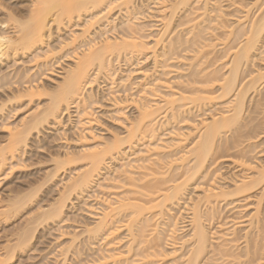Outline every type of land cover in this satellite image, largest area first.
<instances>
[{
  "label": "rangeland",
  "instance_id": "obj_1",
  "mask_svg": "<svg viewBox=\"0 0 264 264\" xmlns=\"http://www.w3.org/2000/svg\"><path fill=\"white\" fill-rule=\"evenodd\" d=\"M142 1L135 0L134 6L141 12L136 16L138 20L141 18L136 24L141 25L133 28L137 32L139 28L136 36L141 37L139 41L142 39L141 43L144 42L146 49L132 58L129 65L124 57L113 61V69L118 70L114 90L110 91L103 76H99L89 90H83L85 97L90 91L94 95L93 106L91 104L89 109L90 122L84 127L77 124L78 114L73 104L59 113L55 122L49 120L38 132H31L26 146L20 147L14 154L5 148L11 133L29 122L31 114L48 106L54 87L61 83L64 72L72 66L73 54L80 45L78 42L72 43L75 42L72 38L84 30L88 17L82 14L69 24L64 21L62 26L56 27L57 30L52 25L49 36L40 46L31 52H17L14 57L1 59L0 264H99L97 260L110 253L123 254L124 260L116 264H183L189 257V247L180 249V243L189 234L188 210L194 206L203 215L202 220L206 219L204 225L210 233L211 245L200 264H257V260L264 263V196H261L264 184L246 194V197H207L219 191L232 190L234 182L256 176L255 170H252L254 166H264V81L258 83L257 96L250 91L246 103L247 117L256 118L262 131H257L259 137L253 139L251 144L249 140L248 143L243 142L239 148L243 151L241 156L211 160L206 170L195 175L189 169L194 164L192 158L183 161L184 165L177 161L196 136L193 128L202 120L210 121L228 101L233 100V93L228 96L222 94L221 78L228 76L234 54L250 37V24L263 18L264 0H192L193 3L186 7L179 5V0ZM34 2L0 0V33L15 35V23L26 19ZM113 18L116 19L113 24L115 31L112 26L109 27L112 24L104 29L109 30L105 36L111 39L120 37L125 31L121 30L123 24H119L121 15L117 13ZM132 24L136 25L135 20ZM102 28L101 31H104ZM99 31V26H94L87 40H101L104 35L100 39ZM256 47L250 53V62L238 69L239 85L246 84L258 73H264V42ZM126 74L130 78L124 81ZM122 80L125 83H121ZM169 92L186 98L184 113H171L173 117L167 113V123L159 120V124L163 122L164 125H155L157 130L152 137L147 133L142 134L140 139L133 140L136 141L134 146L122 152L123 155L108 161L93 187L82 193L72 192L60 218L42 220V223L40 213L55 204L68 191L76 175L87 169L88 161L83 154L95 147L96 143L103 146L124 138L141 121L142 106L161 107V99ZM256 102L260 104L258 111L254 110ZM246 144L249 146L246 147ZM156 145L157 151H152ZM146 150L151 151L147 153ZM244 150L247 153L244 154ZM66 160L71 162L68 164ZM128 165L134 169L128 170ZM175 184L183 185L180 203H174V206L167 204L166 209L176 216L181 228L175 238L165 232L157 238L151 235L156 225L155 219L158 218L155 223L161 222L159 217H155L157 209L149 213L145 211L139 217L144 219L139 224L141 227L147 217H154L151 221L153 224L150 223L151 230L150 226L143 230L137 226L131 231L127 230L132 216L128 208L120 213H110L107 209L110 203L114 208L123 200L124 204L128 202L145 209L154 207L161 201V195L168 193ZM151 199L154 200L150 202ZM259 201L260 223L251 226L250 216ZM16 202L22 207L16 209L19 207ZM102 218L106 220L108 229L116 230L114 236L105 240V235L92 237L88 232ZM36 219L38 222L35 223ZM257 229L260 233H257ZM227 230L230 231L227 233ZM26 231L34 232V237L29 246L16 250L14 247L20 241L19 237ZM173 248L176 251L174 256ZM252 249H256L254 254Z\"/></svg>",
  "mask_w": 264,
  "mask_h": 264
},
{
  "label": "bare ground",
  "instance_id": "obj_2",
  "mask_svg": "<svg viewBox=\"0 0 264 264\" xmlns=\"http://www.w3.org/2000/svg\"><path fill=\"white\" fill-rule=\"evenodd\" d=\"M34 1H35L34 6L32 7V9L30 8L29 14L26 16V19L25 20L21 19L23 20L22 22L20 21V22L15 23L14 27L17 30L15 31L16 34L14 33L15 35L8 36L4 34V32L3 34L0 33V61L3 58L4 59L7 58L8 56L14 57V55L17 52L18 53L19 52L20 53L21 52H26V53L31 52L33 49L40 46L43 43L44 39H46V37L49 36L50 27L52 25H55V28L56 27L58 28L60 27V25L62 26V23L64 21L68 22L69 24V22H71L72 19L79 18L82 14L87 16L88 19H87L86 27L84 28V30H82L78 36H76L75 38L74 37L72 38L73 39L72 41H75V42H72L70 39L72 43L78 42L80 45L77 48L76 52L75 53L73 52L74 54L72 57V62H73L72 66L68 67V69H66V71L64 72L61 83L59 82L60 84L59 85L57 84L58 86L54 87L55 89L52 91V94L50 95V99H49L50 101H49L48 106H45L46 108H44V110L41 109V111L38 113L36 111L35 112L36 114L35 113L31 114L30 118H28L30 120L27 119L29 122L25 123L23 126L21 125L22 128L15 130V132H13L14 130L12 131L13 133H11L10 141L7 143V147H5L9 150L10 154L13 152L19 151L18 149H20V147L22 148V146L23 147L26 146V142H27L26 140L28 139L27 137L30 135L31 132L33 131L38 132L39 128L47 124L49 120H53L55 122V120H57L56 118L59 116L58 114L63 111L68 110L70 106L75 105L74 107L76 108V111L78 114L77 124L83 127L84 125L88 124L90 122L89 121V117H90L89 109H90V105L92 104L94 95H92L91 94L92 91H90L85 97V95L82 94V93H85L83 90L86 91L85 88L90 89L91 86L98 81L99 76H103L105 81L108 82L109 84L108 86H110V89H111L110 91L114 90L113 86H116L117 84L116 80H117L118 70L113 69V66H112L113 61L119 60L121 59V57H124L125 62L129 65V62L130 60H132V58L141 54L144 51V49H146L144 42L141 43L142 39H141V42L139 41L141 38L140 35H139L140 38L136 36L138 35L139 28H138V32L135 30V28H133L134 26L135 27L137 26L136 23H139L137 22L138 20L137 17L138 15L141 14V12H139L140 9L138 10L137 7L134 6L135 0H34ZM147 1H150V0H147ZM191 2L192 0H179V5L186 7ZM177 4H175V6ZM114 11H116L119 15H121V19H120L121 22H119V24L121 23L123 25H122V28L121 27L120 28L122 31H124L123 29H125L126 32L124 31L125 35L123 33L122 34L123 36L120 35V37H114L111 39L110 37L105 36L109 32V30L105 31L104 29L105 27L107 28L110 24H112L109 26L110 28L111 26L113 27V29L115 28V25L113 24L115 23L116 21L115 18L117 17L113 18V16L116 15L117 13L115 12L116 14L112 15ZM134 20H135L136 25L132 24V21L134 22ZM15 21H13V23ZM97 25L99 26V30H100L98 33L99 38L103 35L104 37H102V39L100 38L101 40L99 41H95L93 39L87 40L89 31L94 26L96 27ZM101 26L103 27L102 30L104 31H101ZM141 28H140V31H142ZM249 33H250V37H248L245 44H243V46L234 54V57L230 63L231 66L228 69L229 70L228 76L221 78V81H222L221 89L223 92L222 94L224 96H228L229 94L233 93V96H232L233 100L228 101V103H226L227 102L226 101L225 102L226 104L224 105L222 110L219 111L217 114L213 115L210 121L202 120L197 126L193 128L194 131L196 132L195 138L193 140L191 139L190 147L188 148V150L183 152L182 154L180 153L181 154V156H179L180 158L178 160L176 159L178 163L181 162L183 164V161L187 160L188 157L192 158V161H194L193 162L194 164L191 165L190 167L192 168L189 167V169L193 171L194 175L195 173L198 174L202 172L203 170H206V167L209 164V162H211V160L213 161L216 158L220 159V158H230V157L241 156L242 155L241 153L243 151L241 152L242 149L239 150V148L241 147V145H243V142L247 141L246 143H248L250 141V144H251V141L253 139H256L257 137H259V134L257 131L260 129L261 124L256 122L255 120L256 118H252L253 116L252 117L250 116L251 118L247 117L248 109H247L246 103H247L248 94L250 93V91H252V94H255L256 96L258 95L257 94L258 87H259L258 83L260 84L261 81L262 82L264 81V73H258L254 77L250 78V80L246 84L242 83L240 85H239L240 80L237 82V75H238V69L242 65L250 62L251 51L256 47L257 44L264 42L263 41L264 16L263 18L260 17V19L250 24ZM162 36L163 35H161V37ZM156 43H159V42L156 41ZM174 44H177V43H174ZM174 44H172V46ZM167 45L169 47V43ZM119 73H120V70H119ZM129 78H130V75L126 74V79L124 81H126ZM121 83H125V82H123L122 80ZM166 95L165 97H163V99H161L163 103L161 107L155 106L154 108H152L153 106L146 107L145 105H143L144 107L142 106V108L140 107L141 108V111H140L141 121H139V124L137 126H135L134 128H131L124 138L115 139L113 142L109 144H105L103 146L101 145L97 146V143H96L95 147H93L92 149L90 148V150H88L86 154H83L84 159L88 161L87 169L84 170L83 172L78 173L75 177V180L73 182H70L71 183L70 185L68 183L69 185L68 191L62 194L63 196L61 195L59 200L56 201L55 204L51 205L49 209H47L46 211H43L40 213L39 217L41 221L42 220L50 221V219L51 221L52 220L54 221V219L57 220L58 218H60L63 213L62 211L65 206V203L69 199V196H71L72 192L82 193L83 191L90 188L92 185L96 184L97 177H99V175L101 174V171L106 167L107 162L114 160L116 157H119L120 155H123L122 152L125 149H128L129 147L131 148L133 143L136 142V141L134 142L133 140L134 139L137 140L139 136H142V134L147 133L146 134L147 136L149 134L152 137L155 131L157 130L155 128L157 126L155 125L162 126L164 125L166 120H168L166 119L167 113L170 117L171 113L172 114L174 112L180 113L183 111V108L185 107L184 101L186 100V98H184L181 95L172 93V92L168 94L167 96ZM250 102H251V98H250ZM258 104L259 103L257 102L255 103V105L253 104L254 110L257 109L258 111L259 109L258 107L260 106V104L259 105ZM162 110L163 112H161L160 114V111ZM162 114L163 115L165 114V115L159 118L160 115ZM249 115L251 114L249 113ZM161 119L164 120V123L160 122L159 124V120ZM179 143L181 142L179 141ZM247 145L249 146V144H246V147ZM157 148L158 147L156 145L151 150L156 152ZM151 150H146V152L148 153ZM2 152H4V150H2ZM245 153L247 152L244 150V154ZM245 159H247V157ZM66 161L68 162V164L69 162H71L68 160ZM129 167L130 169L128 170L132 171V169H134V168L131 169L132 166L128 165V168ZM56 169H57V165H56ZM249 169L250 168H248V170ZM191 170H188V171H191ZM252 170H255V174H256L255 177H248V178L245 177V178L240 179L239 181L234 182L233 187H232L233 189L229 191L227 189L226 190L227 192L223 190V191H219L218 193L211 194L212 191H214L212 190L210 193L211 195L209 194L210 196H207L208 195L207 194L206 196L208 198L210 197L220 198V197H229V196L239 197L240 195L242 196L245 195L246 197V194L250 193L252 190L257 188L259 185L264 184V166H259V167L254 166ZM182 187L183 185H179V184L173 185L170 188V190L168 189L169 191L167 190L168 193L166 192V194L161 195V198H162L161 201H159L157 204H154L153 205L154 207L151 206L150 208L145 209L142 206H139V205L137 206L136 204L134 206L132 205V203L129 204L128 202L127 204H124L125 200H123L122 203L119 202V204L114 208H111L113 206H111V203H110L107 209H109L110 210L109 212L112 213L113 211L119 212V211L126 210L128 208L127 210L131 211V212L129 211V214L131 213L130 216L132 215L127 225V230L129 231H131L132 228L134 227L136 228L137 226H140L139 229L143 230L144 228L146 229L151 224H153L151 223V221L154 220V217H150V219H148L147 217V219H145L144 221V226L141 227V225L139 224H142L141 221H143L144 219L143 218L140 219L139 217L145 211H148L149 213V211L151 210L154 211L157 209L155 213L157 215L153 214V216L155 215V217L156 216L159 217L161 222L158 221V223H155L158 219L156 217L157 219H155V222L153 221L154 225L155 224L156 225H155L154 230H152L153 233L151 235L157 238L163 232H165L166 234L168 233L170 237L174 236L175 238V236H177L176 234L181 230V228L179 229L178 227L179 223L176 220L177 218L175 219L176 216L173 214H170L169 210H166V209L168 207L167 204L174 206V203H176V205L180 203L179 199L180 197H182L181 195L183 193ZM262 190L263 191H261L262 192L261 196H264V188ZM152 200L154 199H151L150 202H152ZM27 201L28 200H25V202ZM19 204H20L19 202L18 203L16 202V205L19 206L16 209L22 207V205H19ZM259 204H260V201L254 207V213L250 216L251 219L249 222L251 226L253 224H256L257 226V224L260 223L261 212L259 210L260 209ZM188 211H189L188 225L190 227L189 234L185 235L187 236V238L186 239L184 238V241H182L181 239L182 242L180 243V249L184 248V246L185 247L187 246V248L189 247V250H187L188 251L187 254H189V257L186 259V261H184V263L186 262L185 264H200V261L204 257L207 248H209V246L211 245L209 243L210 233H208V230L206 229L207 227H205L204 225V221H206V219L204 221L202 220L203 215L202 216L200 215L201 212L199 213V210L195 206L191 207V209H189ZM108 215L106 214V216ZM208 217H210V215ZM37 219L35 220V223L36 221L38 222ZM39 225L40 224L38 223V226ZM107 225L108 224L106 220L102 218V220L99 221L95 225L94 228L89 229L88 232L92 237L105 235V237L103 238L105 240L109 236L111 237L114 236L115 231H116L115 229L113 230L108 229ZM151 226H150V230H151ZM183 228H185V226ZM29 230L31 231V229ZM27 231L26 233H23V236L21 235V238L19 237L20 241L18 240L19 241L17 242L18 244L15 245L14 247L16 250L23 249L29 246L31 239L34 237L32 235L34 232L30 233ZM229 231L230 230H227V233ZM142 233H139V234H142ZM149 233H151V231ZM231 233H234V231ZM257 233H260L259 230L257 231ZM228 235L230 234H227L226 236ZM224 236L225 235H223V237ZM245 236H247V234H245ZM155 238L153 239V237H151L153 241L154 240L156 241ZM245 238L247 239V237H244V239ZM257 238L258 237H256V240ZM113 245L114 244H112L111 246ZM257 248L258 247H256V249ZM173 249L174 250L172 251L173 252L172 256H174V251H175V248ZM249 249H250V246L247 249V251H249ZM255 250L252 249V253ZM244 251L246 254H248L246 249ZM258 253H259V250H258ZM253 257L254 256L252 255V258ZM122 258H123V254L110 253L109 255H102V257L99 258L97 262L99 264H106L107 262L111 264H116L117 262L121 261ZM184 258H186V256ZM257 262H258L257 264H264L263 260H260L261 263H259L258 260Z\"/></svg>",
  "mask_w": 264,
  "mask_h": 264
}]
</instances>
